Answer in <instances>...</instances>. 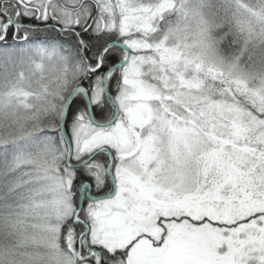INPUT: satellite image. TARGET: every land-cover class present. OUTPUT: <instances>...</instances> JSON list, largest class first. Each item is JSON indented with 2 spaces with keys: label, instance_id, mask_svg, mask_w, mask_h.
I'll use <instances>...</instances> for the list:
<instances>
[{
  "label": "snow or ice",
  "instance_id": "snow-or-ice-1",
  "mask_svg": "<svg viewBox=\"0 0 264 264\" xmlns=\"http://www.w3.org/2000/svg\"><path fill=\"white\" fill-rule=\"evenodd\" d=\"M0 264H264V0H0Z\"/></svg>",
  "mask_w": 264,
  "mask_h": 264
}]
</instances>
